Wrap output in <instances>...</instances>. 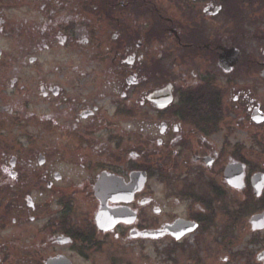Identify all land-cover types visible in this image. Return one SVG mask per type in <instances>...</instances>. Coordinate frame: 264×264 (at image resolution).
I'll return each instance as SVG.
<instances>
[{
  "label": "flooded vegetation",
  "instance_id": "flooded-vegetation-1",
  "mask_svg": "<svg viewBox=\"0 0 264 264\" xmlns=\"http://www.w3.org/2000/svg\"><path fill=\"white\" fill-rule=\"evenodd\" d=\"M32 79L47 103L13 124L72 142L34 166L0 135V264H134L133 243L146 264H264V0H0V95L28 106ZM103 176L133 223L99 224Z\"/></svg>",
  "mask_w": 264,
  "mask_h": 264
},
{
  "label": "rangeland",
  "instance_id": "rangeland-1",
  "mask_svg": "<svg viewBox=\"0 0 264 264\" xmlns=\"http://www.w3.org/2000/svg\"><path fill=\"white\" fill-rule=\"evenodd\" d=\"M50 66H48V70H56L55 69V61L53 60L51 64H49ZM34 70H36L37 68H33ZM32 83H34L35 81H39L37 84V96L40 99H32V101L30 102V105L26 106V102L24 100V95H18V94H1L0 95V112L2 111L1 107H6V110L4 114L0 113V135L6 139L9 140L10 142H12V145L14 146L13 149L14 150H20V148L22 147L23 149V153H25L28 156H31V159H33V154L35 152H38L37 155H39L40 153L44 154V155H48L49 158L50 155L49 153L52 151H56L59 149L60 144H65L67 141L72 142V139L69 138H61L60 137V133H56V130L51 134H43L42 132V136H41V132L40 129L37 128V126L35 125V122H33L31 124V122H29L28 130H24V128L21 125V128L15 126L13 124V119L20 117V119H23L25 121L30 120L31 118H26L25 115H31V114H35L34 116H32V119H36L38 117V115L42 112L41 109L44 105V103H47L46 101L43 100L42 96H41V92H40V88H41V84L42 81L40 79L35 80L32 79L31 80ZM257 86H259L261 84L260 80L257 79L256 82ZM263 88H259L257 89L259 92V102H264V92H261ZM43 102V103H42ZM14 108V113L9 116L8 112L9 109L11 107ZM18 104V106H17ZM48 107V106H47ZM51 108L53 106H50ZM45 111V110H43ZM62 111H59L56 115L57 119H59V114H61ZM31 113V114H30ZM31 117V116H30ZM123 129L125 130V135L127 136V138H124V140L126 141V144L129 146V148H133L135 145V138L133 137V135H135L136 132V127L133 125H129L128 123H124L123 124ZM262 132V130H261ZM256 133L258 135H260V132L258 129H256ZM256 134V135H257ZM31 135V136H30ZM26 136V138H24ZM29 136L33 139V144L29 143L27 141V139L29 138ZM264 141V139H263ZM2 145V143L0 142V146ZM256 154L258 155V144L256 143ZM16 154H20L19 151H16ZM34 166L38 165V158L36 157V159H33V163ZM254 164L257 165V167H263L264 168V157H256ZM128 248L129 251L127 252V259L131 260L134 264H146V263H150L152 261V252H151V244L150 243H145L144 246H142V251L140 254H138L139 250L137 247L138 245L136 243H133L132 246H126L125 244H123V248Z\"/></svg>",
  "mask_w": 264,
  "mask_h": 264
},
{
  "label": "water",
  "instance_id": "water-1",
  "mask_svg": "<svg viewBox=\"0 0 264 264\" xmlns=\"http://www.w3.org/2000/svg\"><path fill=\"white\" fill-rule=\"evenodd\" d=\"M255 119L257 120V122H262L264 121V116L259 113V111H256V115H255ZM45 162L44 158L40 159V164L43 165ZM227 179L228 181L233 184V180L235 177H239V181L241 183V187H242V178H243V168L237 165H234L232 167H229L227 172ZM142 181L143 183L146 182V175L145 174H141V173H135L132 175V182L134 183L133 185H128L127 189L124 186L125 191L127 190V193L132 196L136 191H137V186H136V181ZM116 180L113 179H108L107 176H104L101 178L98 187H97V194L98 197L103 201V208L102 211L100 212V214L97 217V220L99 222V224L105 223L107 221V219L111 218L114 223H119V222H125L126 219L128 218V216H132L133 220L135 219V215L128 213L129 211L126 209H123V211L117 209L115 211H109L108 208L106 207V202L111 199L114 202H120L121 201V197L119 196H115L114 197V193H120V188L119 187H109V183L115 182ZM255 184H256V193L257 195H260L263 187H264V175H257L255 177ZM102 193H108L110 195L103 197ZM132 220V221H133ZM132 223V222H130ZM253 224L255 225L256 228H261L264 227V214L261 216H257L254 218ZM153 234L152 233H144L143 237L145 238H153ZM71 264L66 258H60L57 260H52L49 261L47 264Z\"/></svg>",
  "mask_w": 264,
  "mask_h": 264
}]
</instances>
